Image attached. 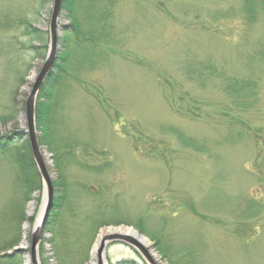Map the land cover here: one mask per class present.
Returning a JSON list of instances; mask_svg holds the SVG:
<instances>
[{
    "label": "rangeland",
    "instance_id": "obj_1",
    "mask_svg": "<svg viewBox=\"0 0 264 264\" xmlns=\"http://www.w3.org/2000/svg\"><path fill=\"white\" fill-rule=\"evenodd\" d=\"M74 3L83 33L95 31L92 43L69 45L50 101V140L70 155L60 170L38 141L61 196L39 264H93L99 232L121 226L147 239L158 264L169 263L151 236L177 264H264V0ZM51 7L0 0V136L10 141L27 139L24 101L47 51ZM70 21L62 11L58 52ZM42 194L40 180L28 195L0 155V264H30ZM105 264L145 263L113 241Z\"/></svg>",
    "mask_w": 264,
    "mask_h": 264
},
{
    "label": "trees",
    "instance_id": "obj_2",
    "mask_svg": "<svg viewBox=\"0 0 264 264\" xmlns=\"http://www.w3.org/2000/svg\"><path fill=\"white\" fill-rule=\"evenodd\" d=\"M74 1L75 0H61V10L66 11L68 17L71 19L70 25L71 29L65 31V35L63 36L64 40V50L62 52H58L55 57V61L52 65L50 72L48 73L47 77L45 78L43 84L41 85L36 102H35V127L36 131L40 133L38 136L39 143L43 142L44 144L48 145L49 148L53 151V158H54V165L55 167L60 170L63 164V160L66 159L68 156L70 157L67 152L59 150V145L56 142L50 140V133L53 129L54 119L52 118V112L50 108V101L53 97L54 89L59 85L66 64L69 62L68 58V47L69 45H78L79 41L83 42H93V35H94V28L86 29V32L83 33V29H81L79 20L74 15ZM247 11V14H252L253 10L252 7H248L245 5L244 8ZM242 85V84H240ZM237 82L232 81L229 82V88L234 87L233 89L238 90ZM245 86L239 87L248 88L246 84ZM12 136H0V150H2L0 155L5 156L9 159V161L15 165L19 169V174L23 179L25 189L27 190V194L39 190L40 188V177L36 171L33 159L31 157L30 149L28 140L25 138L24 140L16 139V141H10ZM183 139L185 143V139ZM181 139V140H182ZM56 143V144H55ZM61 184V183H60ZM60 195L58 193H54L52 198V207L49 211L47 220L44 224L43 229L47 226L49 220L54 215V209L58 207ZM15 218H11L10 227H14L17 229L19 222L21 223L23 214L21 207L16 209ZM152 239L156 240L155 247L159 251L160 255L163 258L168 260L169 264H177L176 261L170 259V252H168L165 246L160 242L157 237L151 236ZM14 245V242L11 241L9 245H4V248H11Z\"/></svg>",
    "mask_w": 264,
    "mask_h": 264
},
{
    "label": "water",
    "instance_id": "obj_3",
    "mask_svg": "<svg viewBox=\"0 0 264 264\" xmlns=\"http://www.w3.org/2000/svg\"><path fill=\"white\" fill-rule=\"evenodd\" d=\"M60 13L61 0H52V7L50 11L47 29L49 37L47 51L40 69L33 78L32 86L24 101V133L28 140L31 157L33 159L36 171L41 180L43 193L41 212L39 218L36 219V222L34 223L30 233V243L28 250L30 264H39L37 255L38 244L40 242L44 224L52 207L53 187L50 175L46 167V161L43 158L44 154L41 152L37 140L34 112L35 102L39 89L43 84L45 78L47 77L48 73L50 72L52 65L55 61L56 53L59 49L57 39L59 36L58 20L60 17ZM118 228L127 229L129 231H132V233H136L131 228H127L124 226ZM143 240L148 243L147 239L143 238ZM113 241H121L131 246L139 253L145 264H158L156 259L152 255L151 249L147 248V246H144L139 240H136L131 235L127 234V232L103 235V237H101L98 242V246L95 252V259L91 256V260L95 261V264H105V249L107 245Z\"/></svg>",
    "mask_w": 264,
    "mask_h": 264
},
{
    "label": "bare ground",
    "instance_id": "obj_4",
    "mask_svg": "<svg viewBox=\"0 0 264 264\" xmlns=\"http://www.w3.org/2000/svg\"><path fill=\"white\" fill-rule=\"evenodd\" d=\"M32 77H34V75H32ZM32 206H33V204H32ZM33 209H34V207H32L31 211ZM40 212H41V208H40V211L38 213L37 219L39 218ZM125 232H127V234L131 235L136 240H139L144 246H147L148 245V243L145 242L143 240V238L140 237L137 233H132V231H129V230L123 229V228H117V227L113 228V227H110V228H105V229H103V230H101L99 232V234L97 236V240L95 242V245L92 248V254H91V256L95 259V252H96V249H97V246H98V242H99L100 238L103 237V235L111 234V233H125ZM92 262H93V264H95V261H92Z\"/></svg>",
    "mask_w": 264,
    "mask_h": 264
}]
</instances>
